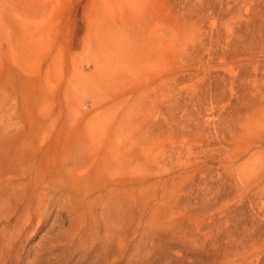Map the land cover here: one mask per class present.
Wrapping results in <instances>:
<instances>
[{
    "label": "rangeland",
    "instance_id": "374dc122",
    "mask_svg": "<svg viewBox=\"0 0 264 264\" xmlns=\"http://www.w3.org/2000/svg\"><path fill=\"white\" fill-rule=\"evenodd\" d=\"M0 264H264V0H0Z\"/></svg>",
    "mask_w": 264,
    "mask_h": 264
},
{
    "label": "bare ground",
    "instance_id": "6f19581e",
    "mask_svg": "<svg viewBox=\"0 0 264 264\" xmlns=\"http://www.w3.org/2000/svg\"><path fill=\"white\" fill-rule=\"evenodd\" d=\"M80 146V145H79ZM74 154V153H73ZM47 157V156H46ZM56 166V165H55ZM46 169H48V168H46ZM95 169V168H94ZM91 179V178H90Z\"/></svg>",
    "mask_w": 264,
    "mask_h": 264
}]
</instances>
